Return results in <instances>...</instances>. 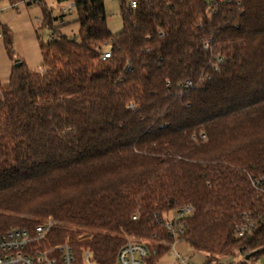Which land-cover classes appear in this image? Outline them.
<instances>
[{
	"label": "trees",
	"instance_id": "trees-1",
	"mask_svg": "<svg viewBox=\"0 0 264 264\" xmlns=\"http://www.w3.org/2000/svg\"><path fill=\"white\" fill-rule=\"evenodd\" d=\"M9 1L38 3L53 33L42 69L0 81V233L52 218L48 240L68 238L79 260L115 264L135 241L156 264L176 240L166 217L192 205L180 239L204 264L261 256L264 0H120L118 34L104 0H72L73 37L45 0ZM244 213L263 219L238 236Z\"/></svg>",
	"mask_w": 264,
	"mask_h": 264
},
{
	"label": "rangeland",
	"instance_id": "rangeland-1",
	"mask_svg": "<svg viewBox=\"0 0 264 264\" xmlns=\"http://www.w3.org/2000/svg\"><path fill=\"white\" fill-rule=\"evenodd\" d=\"M129 3L131 0H126ZM51 10L52 17L62 18L54 25L69 37L78 34L79 24L77 12L72 0H45ZM108 14L107 23L113 34H118L123 28V19L120 13V0H104ZM8 32L11 44L6 43L5 32ZM53 30L42 24V8L38 3L20 1L12 4L9 0H0V81L7 83L17 60L26 63L32 69L43 68L41 44L51 40ZM173 212L169 216H172ZM43 219L41 222H44ZM190 258L192 264H204L207 253L192 248L184 240L176 242L168 252L162 255L156 264H183L179 259ZM217 264H264V253L259 257L246 259V255L236 253L219 256Z\"/></svg>",
	"mask_w": 264,
	"mask_h": 264
},
{
	"label": "built area",
	"instance_id": "built-area-1",
	"mask_svg": "<svg viewBox=\"0 0 264 264\" xmlns=\"http://www.w3.org/2000/svg\"><path fill=\"white\" fill-rule=\"evenodd\" d=\"M208 2L211 11L216 4L239 5L242 0H208ZM130 5L136 8L137 1L131 0ZM104 57H110V52H106ZM251 179L254 188L264 194V169ZM193 211L192 205H185L174 211L172 216L166 217L165 226L169 233L176 237L171 247L181 240L180 234L184 231L183 219ZM262 219L263 217L244 213L235 224L237 235L252 234ZM53 227V219L48 218L33 230L14 226L0 233V264H99L91 250H85L79 260L68 238L55 243L48 240ZM149 256L150 250L145 242L128 241L120 249L115 264H147L146 259ZM178 256L183 264H192L189 257L182 259L180 254Z\"/></svg>",
	"mask_w": 264,
	"mask_h": 264
},
{
	"label": "water",
	"instance_id": "water-1",
	"mask_svg": "<svg viewBox=\"0 0 264 264\" xmlns=\"http://www.w3.org/2000/svg\"><path fill=\"white\" fill-rule=\"evenodd\" d=\"M21 64H22V62H21L20 60H17L16 63H15V66H16V67H19V66H21ZM250 258H251V255H247V256H246V259H247V260H249Z\"/></svg>",
	"mask_w": 264,
	"mask_h": 264
}]
</instances>
